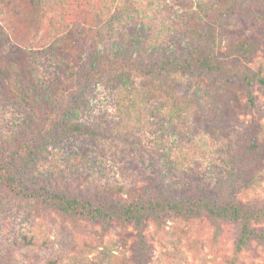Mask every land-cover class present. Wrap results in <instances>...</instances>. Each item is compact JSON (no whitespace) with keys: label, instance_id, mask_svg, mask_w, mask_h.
Wrapping results in <instances>:
<instances>
[{"label":"rangeland","instance_id":"obj_1","mask_svg":"<svg viewBox=\"0 0 264 264\" xmlns=\"http://www.w3.org/2000/svg\"><path fill=\"white\" fill-rule=\"evenodd\" d=\"M196 2L0 0V27L8 36L2 64L30 73V85L40 89L34 97L38 111L0 77V140L19 141L29 128L45 132L40 114L54 116L57 107L42 106L64 96L67 65L91 37L108 46L130 44V36L145 30L150 39L141 61L154 67L151 44L169 45L170 36L182 40L187 5ZM259 3L264 6V0ZM251 27L260 46L246 64L264 75V29ZM178 79L189 94L201 89L199 105L166 101L146 76H136L139 92L132 99L98 78L77 116L85 131L61 136L53 121L39 142L49 150L34 167L19 172L24 190L109 205L154 178L176 198L264 208V88L254 85L257 106L250 108L239 78L204 75L201 84ZM240 225L206 212H167L158 220L149 214L142 245L131 222L71 215L0 183V264H264V243L258 239L236 251ZM253 226L264 233V220Z\"/></svg>","mask_w":264,"mask_h":264},{"label":"trees","instance_id":"obj_2","mask_svg":"<svg viewBox=\"0 0 264 264\" xmlns=\"http://www.w3.org/2000/svg\"><path fill=\"white\" fill-rule=\"evenodd\" d=\"M187 7L189 12L181 28L183 39L177 40L170 36L169 45L151 44L152 49L149 51L156 56L154 67L141 61L142 55L148 51L146 43L150 39L145 30L130 36V44L117 41L108 46L104 41L96 42L91 37L90 43L77 48L67 65L69 74L62 87L64 96L58 99V104L47 103L42 106L57 107L54 116L40 114L44 116L40 124L45 132L39 134L29 128L27 133L19 136V141L14 136L11 137L12 142L0 140V183L13 187L24 197L41 198L71 215L79 214L107 222H131L142 245L145 243L147 216L152 214L158 220L162 213L167 212L184 216H197L206 212L214 218L240 221L236 251L248 246L251 238L264 243V233L253 226V223L264 220V208L248 211L234 202L213 203L210 198L200 196L192 199L176 198L172 190H163L160 182L154 178L141 185L137 192H128L126 198L109 205H97L80 198L49 195L41 191H27L18 178L20 171L34 167L39 156L49 150V144L42 147L39 142L48 134V126L53 121L59 127L61 136L85 131L86 126L77 116L79 109L88 106V95L98 78L104 79L105 84H113L111 87L123 89L124 93L132 95V99L139 92L135 87L136 76H146L155 82L153 86L159 88L166 101L174 105H199L197 97L201 89L189 94L188 90L180 89L182 82L178 78L195 79L196 84L205 81L204 75L220 79L239 78L247 87L248 107L257 106L253 87L259 85L264 88V75L250 69L246 62L259 49L260 40L248 28L252 26L250 29L255 27L258 31L264 29V6L260 5L259 0H197L194 6L188 4ZM55 43L52 41L51 47ZM5 45H8V36L0 27V77L15 88L17 95L24 98L26 104L40 111V106L34 102L40 89L38 84L30 85V73H24L7 61L2 64ZM205 83L209 89L211 86ZM57 135L50 136V139L55 141Z\"/></svg>","mask_w":264,"mask_h":264}]
</instances>
